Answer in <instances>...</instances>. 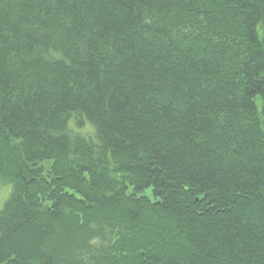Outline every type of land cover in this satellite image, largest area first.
Here are the masks:
<instances>
[{
  "label": "trees",
  "instance_id": "trees-1",
  "mask_svg": "<svg viewBox=\"0 0 264 264\" xmlns=\"http://www.w3.org/2000/svg\"><path fill=\"white\" fill-rule=\"evenodd\" d=\"M5 183L0 264H264V0H0Z\"/></svg>",
  "mask_w": 264,
  "mask_h": 264
},
{
  "label": "rangeland",
  "instance_id": "rangeland-1",
  "mask_svg": "<svg viewBox=\"0 0 264 264\" xmlns=\"http://www.w3.org/2000/svg\"><path fill=\"white\" fill-rule=\"evenodd\" d=\"M71 124H73V121L71 122ZM90 126H88V131L91 132V128H89ZM12 191V184L11 183H5L0 187V211L3 209V206L6 202V200L8 199V197L10 196V193ZM151 190H147V193H150Z\"/></svg>",
  "mask_w": 264,
  "mask_h": 264
},
{
  "label": "bare ground",
  "instance_id": "bare-ground-1",
  "mask_svg": "<svg viewBox=\"0 0 264 264\" xmlns=\"http://www.w3.org/2000/svg\"><path fill=\"white\" fill-rule=\"evenodd\" d=\"M2 185H3V184H2ZM2 185H1V186H2Z\"/></svg>",
  "mask_w": 264,
  "mask_h": 264
}]
</instances>
